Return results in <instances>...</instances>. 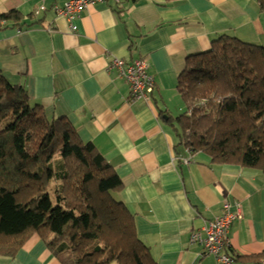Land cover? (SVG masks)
Segmentation results:
<instances>
[{
    "label": "crops",
    "instance_id": "1",
    "mask_svg": "<svg viewBox=\"0 0 264 264\" xmlns=\"http://www.w3.org/2000/svg\"><path fill=\"white\" fill-rule=\"evenodd\" d=\"M66 1L0 0V10L18 9L34 23L0 32V72L101 152L124 184L116 198L156 264H219L191 235L220 216L226 201L240 203L244 216L225 251L264 254V174L192 152L166 117L174 118L191 56L223 35L264 46V11L254 0H109L84 10L73 32L54 11ZM115 59L149 63L151 99H131ZM0 264L61 263L35 235Z\"/></svg>",
    "mask_w": 264,
    "mask_h": 264
},
{
    "label": "trees",
    "instance_id": "2",
    "mask_svg": "<svg viewBox=\"0 0 264 264\" xmlns=\"http://www.w3.org/2000/svg\"><path fill=\"white\" fill-rule=\"evenodd\" d=\"M254 1L264 11V0ZM26 19L18 9L0 10V32L34 26ZM178 89L186 112L166 117L181 144L214 164L264 174L263 45L221 36L189 58ZM123 188L93 143L0 72V256L16 257L37 235L61 264H156L134 216L116 198ZM228 254L236 264L264 260Z\"/></svg>",
    "mask_w": 264,
    "mask_h": 264
},
{
    "label": "built area",
    "instance_id": "3",
    "mask_svg": "<svg viewBox=\"0 0 264 264\" xmlns=\"http://www.w3.org/2000/svg\"><path fill=\"white\" fill-rule=\"evenodd\" d=\"M109 0H67L62 8L54 7V11L70 22L71 30L78 31L76 22L81 13L91 5L105 3ZM119 2L120 0H116ZM46 10L41 6L37 13ZM120 74L130 84L131 99L148 101L155 92V80L149 73V63L145 59H137L131 63L115 59L113 62ZM243 207L240 203L226 201L223 213L208 221L207 224L191 235V241L204 247L206 253L216 256L219 264H236L233 258L225 251L229 245V233L234 222L243 219Z\"/></svg>",
    "mask_w": 264,
    "mask_h": 264
},
{
    "label": "rangeland",
    "instance_id": "4",
    "mask_svg": "<svg viewBox=\"0 0 264 264\" xmlns=\"http://www.w3.org/2000/svg\"><path fill=\"white\" fill-rule=\"evenodd\" d=\"M185 112H186V108H185V105L183 103L182 97L180 95V100H178V105L174 109V113H173L174 118L184 114ZM60 161H61V151H58L55 158H54V162H53V166H54V169L56 171L59 170L58 167H59V165H61ZM52 188H53V185L51 186L50 191H51L52 199L54 200Z\"/></svg>",
    "mask_w": 264,
    "mask_h": 264
}]
</instances>
